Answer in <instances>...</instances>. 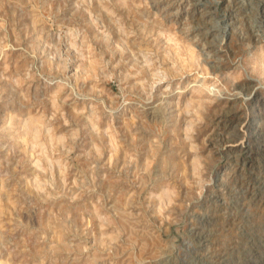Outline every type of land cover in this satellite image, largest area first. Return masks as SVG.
Here are the masks:
<instances>
[{"label":"rangeland","instance_id":"rangeland-1","mask_svg":"<svg viewBox=\"0 0 264 264\" xmlns=\"http://www.w3.org/2000/svg\"><path fill=\"white\" fill-rule=\"evenodd\" d=\"M0 264H264V0H0Z\"/></svg>","mask_w":264,"mask_h":264},{"label":"bare ground","instance_id":"bare-ground-1","mask_svg":"<svg viewBox=\"0 0 264 264\" xmlns=\"http://www.w3.org/2000/svg\"><path fill=\"white\" fill-rule=\"evenodd\" d=\"M194 2V1H193ZM198 2V1H197ZM200 2V1H199ZM202 2V1H201ZM240 2H241V0H240ZM246 2V1H245ZM237 4V3H236ZM203 5V4H202ZM202 7V6H201ZM239 8V7H238ZM245 9V8H244ZM248 9V8H247ZM251 10V9H250ZM193 11V10H192ZM191 13V12H190ZM193 13V12H192ZM191 13V14H192ZM197 13V12H196ZM206 13V12H205ZM195 14V13H194ZM244 14V13H243ZM239 15V14H238ZM241 15V14H240ZM251 16V15H250ZM234 19H235V17H234ZM258 19H259V17H258ZM200 20V19H199ZM205 21V20H204ZM238 22V21H237ZM221 23V22H220ZM230 23L231 22H227V21H225L224 23H223V27H222V29H223V31L224 32H226L227 30H229V26H230ZM258 27V26H257ZM260 27V26H259ZM257 31V30H256ZM205 35V34H204ZM253 70L254 71H256V72H258V71H261L262 69L261 68H259V69H257V66H255L254 68H253ZM222 118V117H221ZM226 124V123H225ZM263 146V145H262ZM262 151V150H261ZM261 153V152H260Z\"/></svg>","mask_w":264,"mask_h":264}]
</instances>
